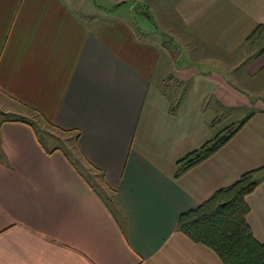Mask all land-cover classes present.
<instances>
[{"label": "crops", "instance_id": "crops-1", "mask_svg": "<svg viewBox=\"0 0 264 264\" xmlns=\"http://www.w3.org/2000/svg\"><path fill=\"white\" fill-rule=\"evenodd\" d=\"M113 1L106 12L131 16L0 0V94L17 105L0 120V264H223L179 218L248 171L262 177L246 201L264 242V0ZM239 109L254 112L245 126L176 177ZM32 112L80 133L84 165L45 145Z\"/></svg>", "mask_w": 264, "mask_h": 264}, {"label": "trees", "instance_id": "trees-1", "mask_svg": "<svg viewBox=\"0 0 264 264\" xmlns=\"http://www.w3.org/2000/svg\"><path fill=\"white\" fill-rule=\"evenodd\" d=\"M254 112L243 119L224 126L201 148L196 149L178 161L176 177L199 165L235 136L249 121ZM26 120V118H22ZM218 119L211 123L215 126ZM80 133L75 136L74 147ZM66 151V150H65ZM71 159L80 162L66 151ZM262 180L256 171L243 173L234 183L225 186L195 209L181 214L178 230L192 241L211 248L223 264H264V242L254 235L248 223L250 212L246 198Z\"/></svg>", "mask_w": 264, "mask_h": 264}, {"label": "rangeland", "instance_id": "rangeland-1", "mask_svg": "<svg viewBox=\"0 0 264 264\" xmlns=\"http://www.w3.org/2000/svg\"><path fill=\"white\" fill-rule=\"evenodd\" d=\"M88 3L90 4V6H92V8L95 9H99L101 11H104V15L105 16H115L117 14L119 15H126V16H131V11L129 12L128 6H124L122 7L118 13H116L115 11H107L106 9L107 7L112 6L113 4H115V2L113 0H87ZM114 8V7H113ZM141 10L140 7L136 8V19L140 20V19H144V17L141 15V13H139V11ZM108 13H110L111 15H109ZM145 20V19H144ZM156 21V20H155ZM157 22V21H156ZM143 24H148V22L146 21ZM149 24L151 25V29L157 34L156 36L161 39V41L163 42L162 45L166 44L168 46L171 45V39L168 37L170 36L168 34V30L167 27H165L162 24H155L154 21H149ZM159 42L158 39H155ZM164 40V41H163ZM263 41V40H262ZM264 43L260 42L258 44V46L260 47L261 45H263ZM158 68L159 70L161 69H166L169 70L171 67L169 64L165 63L164 60L161 58L159 60V64H158ZM8 105H12V106H17L15 104V102L8 98V96H5L4 94H0V120L2 119V117H12L15 116L12 113H8V114H3L4 112L8 111L5 110V107ZM28 110V109H27ZM32 111V110H31ZM31 111H27V112H31ZM253 110H233L231 112V115L229 117L228 123H231L233 121H236V119H241L242 117H246L248 114H250ZM33 115L35 116V119H31V121L34 123V126L37 130V132L39 133L41 139L43 140V142L45 143V145H47L48 147H53L54 145H60V147H62L64 150L68 151L71 156L75 157L73 150L71 149V146L75 144V138H71V134H68L67 132H62L60 130H58L57 128H55L53 125L47 123L42 117H40L38 114H35L34 112H32ZM225 125V124H224ZM67 137H70V142L67 141ZM72 144V145H71ZM81 162V160H79ZM81 164L84 165L83 162H81Z\"/></svg>", "mask_w": 264, "mask_h": 264}]
</instances>
